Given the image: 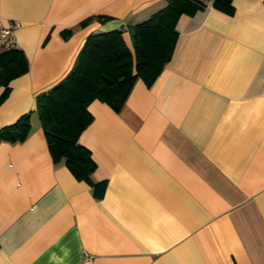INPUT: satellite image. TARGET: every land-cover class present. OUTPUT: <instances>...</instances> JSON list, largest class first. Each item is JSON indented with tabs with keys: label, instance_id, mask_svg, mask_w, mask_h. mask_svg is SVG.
<instances>
[{
	"label": "crops",
	"instance_id": "obj_1",
	"mask_svg": "<svg viewBox=\"0 0 264 264\" xmlns=\"http://www.w3.org/2000/svg\"><path fill=\"white\" fill-rule=\"evenodd\" d=\"M164 5L0 0L28 62L8 83L0 127L33 110L22 141H0V264H264V0L181 14L150 86L136 79L119 111L90 102L79 142L100 196L48 150L36 96L88 34L122 29L130 45L127 27Z\"/></svg>",
	"mask_w": 264,
	"mask_h": 264
},
{
	"label": "trees",
	"instance_id": "obj_2",
	"mask_svg": "<svg viewBox=\"0 0 264 264\" xmlns=\"http://www.w3.org/2000/svg\"><path fill=\"white\" fill-rule=\"evenodd\" d=\"M208 0H165V5L148 18L127 27L130 45L122 29L87 35L68 73L36 96L37 113L53 161L64 160L75 177L90 183L96 196L104 182H94L96 163L90 150L79 142L93 116L88 105L95 99L119 111L136 81L150 86L170 60L176 40V21L183 13L192 14ZM225 13L233 12L232 0H210ZM69 30L65 33L68 34ZM28 70L22 50L0 52V103L9 92L8 83ZM33 110L0 127V141H22L30 131Z\"/></svg>",
	"mask_w": 264,
	"mask_h": 264
},
{
	"label": "built area",
	"instance_id": "obj_3",
	"mask_svg": "<svg viewBox=\"0 0 264 264\" xmlns=\"http://www.w3.org/2000/svg\"><path fill=\"white\" fill-rule=\"evenodd\" d=\"M19 23L11 21L3 23L0 21V52L5 51L16 46V31ZM90 258V256H88Z\"/></svg>",
	"mask_w": 264,
	"mask_h": 264
}]
</instances>
